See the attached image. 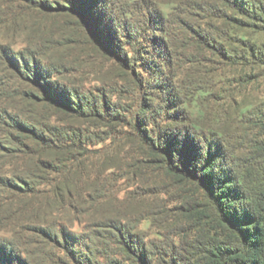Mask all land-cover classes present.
<instances>
[{
    "label": "rangeland",
    "instance_id": "obj_1",
    "mask_svg": "<svg viewBox=\"0 0 264 264\" xmlns=\"http://www.w3.org/2000/svg\"><path fill=\"white\" fill-rule=\"evenodd\" d=\"M10 1L0 0L1 262L115 264L108 221L144 244L183 230L180 194L121 178L105 150L118 134L147 129L192 131L235 152L264 109V78L248 83L240 39L264 43V31L233 26L223 15L241 16L224 0ZM35 72L88 113L42 104Z\"/></svg>",
    "mask_w": 264,
    "mask_h": 264
},
{
    "label": "trees",
    "instance_id": "obj_2",
    "mask_svg": "<svg viewBox=\"0 0 264 264\" xmlns=\"http://www.w3.org/2000/svg\"><path fill=\"white\" fill-rule=\"evenodd\" d=\"M224 1L241 16L223 15L233 26L240 31H264L261 1ZM37 4L40 8H51L48 2ZM30 11L26 5L19 7L22 14ZM101 41L105 43V39L100 38ZM100 42L93 37L94 45L100 47ZM240 42L243 43L240 60L250 67L246 75L248 83H260L264 78V43L243 38ZM44 72L47 74L48 69ZM30 76L39 84L42 104L56 106L64 116L71 112L77 116L88 113L84 111L88 107L80 105L78 96L73 110L68 97L71 94L55 81H47L52 77L37 72ZM81 100L92 109L95 107L87 99ZM253 114L249 121L253 136L236 148L239 153L217 146L214 137L205 138L209 141L198 140L192 131H170L156 136L144 129L138 135L120 133L118 139H110L113 149L109 145L105 151L114 152L119 158L117 170L121 178L136 184L160 181L166 195L180 194L184 213L175 221L185 224L181 231L160 235L157 242L164 240L163 244H144L132 237L126 227L104 222L102 227L113 231V240L109 241L116 247L120 260L115 264H264V109H255ZM102 122L106 126V121ZM65 152L66 148L60 154ZM79 168L80 165L74 164L70 173ZM97 174L100 178V173Z\"/></svg>",
    "mask_w": 264,
    "mask_h": 264
}]
</instances>
